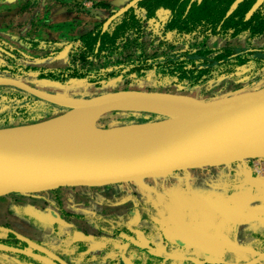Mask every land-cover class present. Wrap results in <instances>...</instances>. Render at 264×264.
<instances>
[{"label": "water", "instance_id": "1", "mask_svg": "<svg viewBox=\"0 0 264 264\" xmlns=\"http://www.w3.org/2000/svg\"><path fill=\"white\" fill-rule=\"evenodd\" d=\"M140 0H130L106 18L109 23ZM242 0H234L229 15ZM264 0H256L252 14ZM55 105L53 116L0 127V196L59 187H100L174 172L264 160V85L208 100L160 90L118 89L75 97L0 76ZM153 115L142 121L93 129L106 114Z\"/></svg>", "mask_w": 264, "mask_h": 264}, {"label": "rangeland", "instance_id": "2", "mask_svg": "<svg viewBox=\"0 0 264 264\" xmlns=\"http://www.w3.org/2000/svg\"><path fill=\"white\" fill-rule=\"evenodd\" d=\"M128 0H123L119 4H114L112 9L99 10L95 8L93 17L96 23L102 22L111 12L117 10ZM76 5V4H74ZM91 8V7H88ZM138 15L141 10L136 9ZM153 31L144 30V44H150L144 48L146 52L154 49L152 44L160 39L158 26H152ZM43 40V39H42ZM222 41H211L209 45L218 46ZM234 44L245 45L244 37L235 41ZM186 45V44H183ZM247 45V44H246ZM251 46L264 45V35L250 43ZM0 47L14 54V59L7 58L4 51H0V63L17 64V65H66L69 61L68 53L70 50L61 46L46 45L43 42L33 44L31 42H16L9 44L0 39ZM131 50V49H130ZM128 51H122V54H114L109 56L107 60L112 61L116 58L123 57L125 54H132ZM22 53L25 54L22 55ZM52 53V54H51ZM134 53V52H133ZM50 54V55H48ZM47 55V56H46ZM131 56V55H129ZM104 58L95 59L96 65L103 64ZM106 63V61H105ZM0 75H10L5 71H0ZM136 79L126 77L124 79H112L108 83L99 88H91L86 81L74 80L67 83L69 87H60L52 83L43 82L37 79L35 74L25 76V81L32 84H39L40 87L56 91L75 97H84L112 91L123 88H152L148 83L143 81L136 82ZM51 82V81H50ZM242 81H233L229 79H221L212 81L192 91H184L178 87L166 86L160 88V91L172 93H184L195 96L200 99L208 100L220 96L230 95ZM264 85V81L258 86ZM247 89V88H246ZM241 89V90H246ZM158 90V89H157ZM138 117L137 115L130 117L125 112H113L104 115L98 121L99 126L107 127L119 125L127 122L142 121L146 118ZM150 118V117H148ZM248 165H247V164ZM253 171L250 169V160L247 162H239L221 167H205L193 170H182L174 172L166 177L144 179L136 182L117 183L115 185L100 186V187H77V188H61L58 191L47 190L37 193H10L0 196V264H48L40 261V250L51 251L56 248L60 254H64L66 248L70 251L65 253L66 258L83 260L87 258L83 253L84 250H91L93 253H104L109 241L99 239L100 232L95 228L86 232V222L84 218L89 217L94 219V215L85 214L86 212H98L105 210H120L133 208L143 212H163L169 215L177 214L179 205L178 200L185 202L187 198H192L190 195L193 192L197 193V188L203 185L205 198L213 196V192L217 187H222L228 183H236L244 185L245 181L252 179ZM216 177L213 180H205L203 177ZM254 179V178H253ZM261 179H264L262 177ZM206 182V183H204ZM209 183L210 186H205ZM196 189V190H195ZM190 190H192L190 192ZM115 193V197H110L109 194ZM185 194H188L186 196ZM113 196V195H110ZM194 196V195H193ZM133 200L129 205L107 208L110 204H116L123 200ZM63 206V207H62ZM59 212L64 220L58 224V244L53 242L54 232L51 227V222L54 217L51 212ZM74 219L73 224L70 221ZM82 217V218H81ZM47 218V219H46ZM99 227L101 225L99 224ZM71 230V231H70ZM71 237L74 240L71 241ZM40 248V249H38ZM43 254V252L41 251ZM37 256V257H36ZM89 257H96L89 254Z\"/></svg>", "mask_w": 264, "mask_h": 264}, {"label": "flooded vegetation", "instance_id": "3", "mask_svg": "<svg viewBox=\"0 0 264 264\" xmlns=\"http://www.w3.org/2000/svg\"><path fill=\"white\" fill-rule=\"evenodd\" d=\"M193 1H201V0H190V2ZM127 2H125L124 4H126ZM137 4L138 3H136V5L131 8H134V13L136 17L139 19L141 25V37L139 38V42L134 43L133 45H130L128 46V48L123 50V51H128L131 49L129 52H131L132 54H128V55L125 54L123 57L116 58L112 61L107 60L109 58L108 57L107 59L104 60L103 64L100 65H96L94 63V60L100 59V57L93 58L91 60L94 66L100 67L104 65H112L116 61H126L130 59L134 60L139 58L141 55L144 57H152L156 55H162L163 53H177L183 51L193 52L199 49L201 44H203L206 47H212V48H219L227 45L244 48L250 45L246 31L238 33L235 36H232L230 35V32H226L224 34L220 32L216 34L209 32V30L201 31V28H197L195 31L188 34H178L174 30L166 29V26L170 23V19H171V10L169 8H165V7L157 8L153 16L147 17L144 8L139 7ZM136 9L141 10L140 15L136 13ZM228 10L226 11L225 16H227ZM248 11L246 13V17H249L251 15V14L248 15ZM113 12H111L108 16H110ZM106 18H103L104 20H102V22L100 23H95V25L89 28L85 33L95 29L99 25L101 26L102 31H105L109 27L110 23L114 20L113 19L109 23V25L104 29L103 23L106 20ZM152 26H158L159 33L161 36L160 39H157V41L152 44L154 49L150 52H146L144 48L147 46L148 43L144 44V40H143L144 32H145L144 30L153 31L154 29L152 28ZM262 36L254 38L252 39V41L260 39ZM241 37H244L245 45L234 44L235 41ZM75 38L77 37L70 38L67 40L40 39L36 41H38L37 44L43 42L46 45L61 46L62 48L67 47L66 49L70 50V52L68 53L69 61L66 64L68 65L71 62V53H72L71 44ZM214 40L222 41L221 45L218 46L209 45V42ZM29 42L31 41L29 40ZM47 42H62V44L67 42L69 44L67 45L49 44ZM148 46L150 47V44H148ZM252 47H259V46H252ZM0 51H4L2 54H5V56L7 58L9 57L11 60H13L15 57L12 52L9 53L8 50L2 49V47H0ZM114 54H122V51L120 53L117 52ZM3 65L8 66L9 64L0 63V66ZM16 65L17 64H14V66ZM41 65L48 67H57V65H52V64H41ZM242 70L243 69L237 72L236 75L233 77H229V76L220 77L215 81L221 79L242 81L238 86H236L237 88L235 90H241L246 88L254 89L260 87L258 85L261 84L262 80L257 79L256 76L264 75V67L255 77L250 79L241 77ZM0 71H5L9 73L8 71L3 69H0ZM9 74L10 75H0V76L18 77L12 75L11 73ZM24 77H19V78L24 82L28 83L29 85L50 91L49 89L40 87V85L37 83L32 84L28 81H25ZM129 78L136 79L135 77L132 76H129ZM40 80L44 82V80L42 79ZM135 81L136 82L143 81L145 83L149 82V85L146 86L152 87V88H148V87L143 88L142 90H157V89L159 90L160 88H165L166 86H170V87H178L179 89L184 91H191L185 88L183 85L176 83H167L165 85L158 86L156 84H153L148 79V77L141 80L136 79ZM210 82L206 84H209ZM49 83L58 85L57 83H53V82H49ZM107 83L108 82L104 83L102 86L106 85ZM206 84L200 85L197 88L201 89V87ZM123 89H133V88H123ZM52 92H56V91H52ZM61 111L62 109H60L59 107L41 101L18 88L12 86L0 85V127L38 121L53 116L55 114H58ZM111 185H115V184H111ZM205 186H210V185L207 183V185ZM231 186L232 184L228 183L220 188L221 190H223L224 187L231 188ZM61 188H77V187H59L52 190L58 191ZM90 188H94V187H90ZM217 188L220 189L219 187ZM191 191L192 190H190V192ZM185 195L188 196V194ZM190 195H192V193ZM115 196H116L115 193L109 194V198ZM202 200H203L202 202L203 205L200 204L198 210L196 211L192 210L193 212H189V214L188 212H183L180 216L178 214H174V215L171 214L168 216L166 213L164 214L163 212H154V211L143 212L137 209L135 206H131L133 208L126 209L125 211L105 210L98 212H92V211L86 212L85 214L87 215L92 214L95 216L94 219H91L90 215L89 217L83 219V221L86 222L85 224L87 226L85 228L86 232L90 233L89 230L95 228L97 231L100 232L99 234H97L99 239L106 238L109 241V244L107 245L106 251L104 253H98V252L93 253L88 248L83 251V253L87 258H84L83 260H77V259H73V257L66 258L64 256L65 253L70 251L68 248H66L65 253L63 255L60 254L59 253L60 251L58 252L56 248L54 249V251L53 250L44 251L41 249L39 252V256L42 259L40 261L34 260V262H47L48 264H62L60 262H67L68 264H91V262H96V264H99L101 262H105L107 264H112V262H118L119 264H124V263L128 264V262H195L197 264H233L232 262H240V264H264V228L262 229L261 234L252 233L250 234L251 240H244L242 242L243 255L239 260H236L232 252L228 250V246H227L228 243L226 244L227 239H225L227 237H224V239L221 237V235L226 232L221 230V222L219 221L224 217V213L217 210V207L212 203L207 205L209 203L207 201L209 200V197L205 198V196H203ZM132 201L133 200L129 198V200H123V201H119L116 204H110L109 207L107 205V208L118 207L121 205L126 206L129 205L130 202ZM192 207L194 206L192 205ZM186 208L191 209L190 204H187ZM206 208L208 209L207 212H206ZM51 213L52 216L54 217V221L50 223L52 230L55 234L53 242L57 246L59 240L58 237L59 229H57L58 224L64 222V220L61 216V213L59 212L57 213L54 211ZM215 216L216 218H218V220L214 219ZM67 217L70 218L72 224L74 222V219H78L77 217H71V215H68ZM187 217L196 220V222H192L186 219ZM201 222L203 224H201ZM99 224L101 225V227H99ZM177 226H178V230L175 229ZM228 229L231 230V234H232L233 232L232 226L228 227ZM214 239H218L219 245L224 246L226 249L225 252L222 254V256H218L217 254L212 252L213 248H215L217 245L215 242H213ZM252 239H257L259 241L256 244H254ZM72 240H74V238L71 237V241ZM231 248L232 247H230L229 249ZM41 251L43 252V254L41 253ZM89 254L94 255L96 257L93 258L89 257L88 256Z\"/></svg>", "mask_w": 264, "mask_h": 264}, {"label": "trees", "instance_id": "4", "mask_svg": "<svg viewBox=\"0 0 264 264\" xmlns=\"http://www.w3.org/2000/svg\"><path fill=\"white\" fill-rule=\"evenodd\" d=\"M234 0H140L138 6L144 8L146 16L154 15L157 8L165 7L171 10L170 23L166 29L174 30L178 34H188L201 28L211 33H226L235 36L246 31L248 41L264 35V1L249 16L247 11L255 0H242L237 7L225 16L230 4ZM141 25L130 8L116 17L109 27L102 31L101 26L75 38L72 41L71 62L66 66L48 67L43 65L0 66L14 76L24 77L35 74L44 82L57 83L60 87H69L68 82L79 80L89 83L91 88H99L112 79L129 76L136 79H148L158 86L167 83L183 85L193 90L200 85L215 81L220 77H233L242 70V78H253L264 67V46L235 47L223 46L219 48L206 47L193 51L177 53H163L152 57L140 56L134 60L116 61L112 65L94 66L93 58L107 59L114 53H120L128 46L139 42ZM37 44L38 41L30 40ZM62 44V42H47ZM65 42L62 45H67ZM121 49V50H120ZM22 55L25 56L24 53ZM264 81V75L256 76ZM25 79V77H24ZM56 85V86H58ZM130 117L152 118L153 115L144 113L125 112ZM145 120V119H144Z\"/></svg>", "mask_w": 264, "mask_h": 264}, {"label": "crops", "instance_id": "5", "mask_svg": "<svg viewBox=\"0 0 264 264\" xmlns=\"http://www.w3.org/2000/svg\"><path fill=\"white\" fill-rule=\"evenodd\" d=\"M121 1L123 0H0V39L9 44H15L20 41L28 43L32 39L67 40L78 37L95 25L96 20L92 16L95 13V8L98 9L97 11L106 10V8L112 9L114 4H119ZM93 5L95 8H92ZM250 169L253 171V160H250ZM252 176V179L246 180L244 185L230 183L232 184L231 188L224 187L223 190L216 188L211 192L213 196L207 200L209 202L207 205L212 203L217 207V210L224 213V217L219 221L221 230L226 232L221 237L223 239L227 237L225 239H227L228 250L232 252L236 260H239L243 255L242 242L251 240L250 234L252 233L261 234L264 228V179ZM203 178L217 181V176ZM203 196H205L203 185H200L197 188V193L192 192L191 199L187 198L185 202L178 200L177 214L180 216L183 212L189 214V212H193L192 210H198L200 204L203 205ZM187 204H190L191 209L186 208ZM207 210L206 208V212ZM186 219L196 222L188 217ZM214 219L218 220L216 216ZM201 224L203 223L201 222ZM231 226L232 234L228 229ZM175 229L178 230V226ZM252 241L256 244L259 240L252 239ZM213 242L217 245L212 252L222 256L226 250L225 247L219 245L218 239H214ZM230 247L232 248L229 249ZM60 263L68 264L67 262ZM232 263L240 264V262ZM91 264H96V262H91ZM112 264L119 263L112 262ZM128 264L197 263L128 262Z\"/></svg>", "mask_w": 264, "mask_h": 264}, {"label": "built area", "instance_id": "6", "mask_svg": "<svg viewBox=\"0 0 264 264\" xmlns=\"http://www.w3.org/2000/svg\"><path fill=\"white\" fill-rule=\"evenodd\" d=\"M253 173L255 176L264 177V160H253Z\"/></svg>", "mask_w": 264, "mask_h": 264}, {"label": "bare ground", "instance_id": "7", "mask_svg": "<svg viewBox=\"0 0 264 264\" xmlns=\"http://www.w3.org/2000/svg\"><path fill=\"white\" fill-rule=\"evenodd\" d=\"M101 128H102V127H100V126L94 127V129H93V133H94V135L97 136L99 139H101V140H105L108 136H107L106 132H104Z\"/></svg>", "mask_w": 264, "mask_h": 264}]
</instances>
